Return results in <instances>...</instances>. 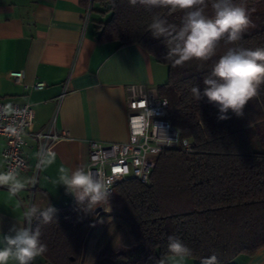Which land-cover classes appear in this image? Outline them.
<instances>
[{
  "label": "trees",
  "instance_id": "1",
  "mask_svg": "<svg viewBox=\"0 0 264 264\" xmlns=\"http://www.w3.org/2000/svg\"><path fill=\"white\" fill-rule=\"evenodd\" d=\"M233 2L251 10L253 26L242 40L234 45L221 41L217 55L206 63L174 66L163 59L165 38H153L147 26L153 14L179 26L181 11L132 6L129 0H79L98 15L99 42L137 44L167 66V81L158 92L168 99L170 122L180 138L193 144L190 152L162 150L148 184L130 178L113 187L109 201L122 203L120 215L139 245L135 256L101 251L96 264H154L167 254L169 235L192 249L196 264L212 256L216 264H234L237 256H251L264 247V92L248 102L242 116L229 112L226 120H218V108L206 97L197 102L191 92L193 86L203 90V77L229 47H264V0ZM205 14L212 15L210 4ZM54 208V220L40 225V239L48 249L42 257L52 264H77L93 210L85 212L76 202Z\"/></svg>",
  "mask_w": 264,
  "mask_h": 264
},
{
  "label": "crops",
  "instance_id": "2",
  "mask_svg": "<svg viewBox=\"0 0 264 264\" xmlns=\"http://www.w3.org/2000/svg\"><path fill=\"white\" fill-rule=\"evenodd\" d=\"M86 10L79 0H0V103L8 112L13 104H28L32 109V124L24 134L26 171L17 176L4 172L6 141L0 137V235L23 219L32 187L31 205L43 209L48 204L74 203L57 183L60 169L87 167L91 140H127V86L140 85L159 95V86L167 81V66L139 45L117 47L114 42H99L95 17L90 12L85 21ZM10 71H21V80L16 82ZM36 83L43 87L34 88ZM48 124L65 136L52 142L39 162L33 134ZM17 180L25 188L14 192L12 185ZM100 206L77 264H96L104 250L135 256L138 243L120 215L122 203L108 200ZM120 235L128 237L124 241ZM233 262L264 264V247L251 256L239 255ZM34 264L52 263L41 256ZM187 264L196 261L189 258Z\"/></svg>",
  "mask_w": 264,
  "mask_h": 264
},
{
  "label": "clouds",
  "instance_id": "3",
  "mask_svg": "<svg viewBox=\"0 0 264 264\" xmlns=\"http://www.w3.org/2000/svg\"><path fill=\"white\" fill-rule=\"evenodd\" d=\"M129 3L183 13L179 26L157 14L152 15L147 26L153 38H165L167 51L163 59L174 66L192 61L208 62L217 55L221 41L234 45L253 26L251 10L233 0H129ZM209 4L211 16L205 14ZM203 85L202 91L199 86H193L192 95L197 102L206 97L215 105L218 120L230 119L229 112L242 116L248 102L259 100L264 92V47H229L203 77ZM57 183L65 187L85 212L105 206L111 195L110 178L94 173L91 167L61 168ZM24 188L25 184L18 180L12 185L14 192ZM56 211L50 204L43 209L34 204L29 206L23 219L13 224L8 233L0 235V264H34L46 254L48 249L40 239V225L51 223ZM192 255V249L181 239L169 235L167 254L154 260V264H187ZM204 264H216V257L206 259Z\"/></svg>",
  "mask_w": 264,
  "mask_h": 264
},
{
  "label": "built area",
  "instance_id": "4",
  "mask_svg": "<svg viewBox=\"0 0 264 264\" xmlns=\"http://www.w3.org/2000/svg\"><path fill=\"white\" fill-rule=\"evenodd\" d=\"M89 10L90 7L86 10L85 21ZM8 74L16 82L22 78L21 71H10ZM33 87L42 88L43 84L36 83ZM126 108L128 137L125 142H89L87 167H91L94 173L110 178L111 194L113 187L126 179L133 178L142 184H148L156 156L162 150L181 148L190 152L193 147L189 139L180 138L179 131L170 122L168 99L158 95L153 89H145L140 85L127 86ZM31 124L32 109L28 104H13L8 112L5 104L0 103V137L6 141L2 161L6 174L17 176L27 170L23 151L24 134ZM33 135L38 142L39 160L52 142L65 136L54 130L51 124ZM94 161L97 162L95 166ZM30 193L28 206H31L33 187Z\"/></svg>",
  "mask_w": 264,
  "mask_h": 264
},
{
  "label": "rangeland",
  "instance_id": "5",
  "mask_svg": "<svg viewBox=\"0 0 264 264\" xmlns=\"http://www.w3.org/2000/svg\"><path fill=\"white\" fill-rule=\"evenodd\" d=\"M96 16H98L97 13H96L95 11H92V17H96ZM91 23H93V22L90 21V24H91ZM38 157H39V156H38ZM41 158H42V157H41ZM40 161H41V159L39 160V162H40ZM31 203H32V198H31ZM125 237L127 238L128 235H120V238H121L122 240H124V241L126 240V239H124ZM126 242H128V241H126ZM123 245H124V246L126 245V247H123L124 250H126V251L129 250V247H127L128 244H123ZM119 250H120V249H119ZM124 250H123V251H124Z\"/></svg>",
  "mask_w": 264,
  "mask_h": 264
},
{
  "label": "water",
  "instance_id": "6",
  "mask_svg": "<svg viewBox=\"0 0 264 264\" xmlns=\"http://www.w3.org/2000/svg\"><path fill=\"white\" fill-rule=\"evenodd\" d=\"M101 210V206H98V207H96L94 210H93V213L94 214H98V211H100Z\"/></svg>",
  "mask_w": 264,
  "mask_h": 264
},
{
  "label": "snow or ice",
  "instance_id": "7",
  "mask_svg": "<svg viewBox=\"0 0 264 264\" xmlns=\"http://www.w3.org/2000/svg\"><path fill=\"white\" fill-rule=\"evenodd\" d=\"M117 171H119V170H117Z\"/></svg>",
  "mask_w": 264,
  "mask_h": 264
}]
</instances>
